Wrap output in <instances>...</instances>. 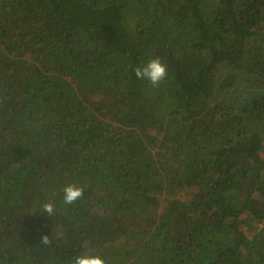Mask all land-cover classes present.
Returning <instances> with one entry per match:
<instances>
[{
	"label": "trees",
	"instance_id": "trees-1",
	"mask_svg": "<svg viewBox=\"0 0 264 264\" xmlns=\"http://www.w3.org/2000/svg\"><path fill=\"white\" fill-rule=\"evenodd\" d=\"M86 249L264 264V0H0V264Z\"/></svg>",
	"mask_w": 264,
	"mask_h": 264
},
{
	"label": "clouds",
	"instance_id": "clouds-1",
	"mask_svg": "<svg viewBox=\"0 0 264 264\" xmlns=\"http://www.w3.org/2000/svg\"><path fill=\"white\" fill-rule=\"evenodd\" d=\"M135 78L139 81H147L148 85L153 88L161 87L169 75V67L160 57H153L147 62L137 65L134 68ZM63 203L72 205L84 196V188L76 184H67L63 188ZM42 213L47 217H52L56 213V205L54 202H46L42 205ZM44 243H49L47 236L43 238ZM69 264H108L105 257L95 254L91 249H86L82 253L74 255Z\"/></svg>",
	"mask_w": 264,
	"mask_h": 264
}]
</instances>
